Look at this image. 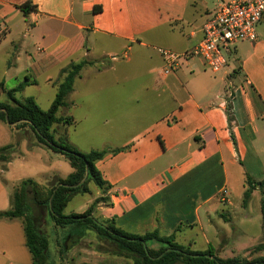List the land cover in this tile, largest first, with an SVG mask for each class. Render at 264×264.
<instances>
[{
	"label": "crops",
	"instance_id": "0c3cea01",
	"mask_svg": "<svg viewBox=\"0 0 264 264\" xmlns=\"http://www.w3.org/2000/svg\"><path fill=\"white\" fill-rule=\"evenodd\" d=\"M220 1L224 0H0L3 87L12 80L27 81L26 85L42 82L55 85L56 93L65 74L62 69L86 61L59 109L85 103L91 115L93 100H115V109L101 126L128 131L121 142L105 140L95 149L107 150L95 161L107 187L88 182L93 183L91 193L73 195L88 197L66 214L82 213L104 197V202L93 205L92 215L99 221L112 220L126 232L142 234L157 228L161 235L174 233L175 241L194 250L221 239L227 242L224 234L218 241L222 232L214 218L219 215L234 225L228 209L218 211V193L230 180H238L243 193L246 176L255 182L264 178V17L255 26L256 39L236 42L217 72L192 57L163 75L157 52L158 47L178 52L193 47ZM24 2L33 6L27 13L20 7ZM131 63L141 66L143 73L118 74ZM135 82L141 96L129 91ZM122 101L142 102L145 107L125 111L118 108ZM65 117L70 121L52 125L54 137L64 136L82 152L92 150L68 138L76 121L73 115ZM7 125L0 120V147L15 144ZM22 129L32 140L28 137L29 149L24 141L16 144L5 170L0 169V211L8 209L21 180L51 184L72 172L64 155L38 143L28 126ZM225 206L233 205L229 201ZM49 223L60 239L65 228L54 227L50 218ZM261 228L259 242L264 241L262 218ZM196 236L201 240L197 246ZM71 237L65 247L71 264H132L98 253L99 240L89 230ZM259 256L264 250L248 259ZM30 261L22 219H0V264Z\"/></svg>",
	"mask_w": 264,
	"mask_h": 264
},
{
	"label": "trees",
	"instance_id": "16d2710c",
	"mask_svg": "<svg viewBox=\"0 0 264 264\" xmlns=\"http://www.w3.org/2000/svg\"><path fill=\"white\" fill-rule=\"evenodd\" d=\"M20 7L24 13H27L33 6H29V2H24ZM99 9L94 7V11ZM86 63V61L70 63L62 69L65 73L64 77L57 85L55 96L46 110L40 109L31 97H27L23 102L14 97L15 92L21 90L27 81L20 82L10 89H5L0 82V87L6 95L5 100L0 101V120L19 129L28 126L38 143L52 152L64 155L72 168V172L65 178H57L52 184H39L31 178L21 180L15 185L10 195L8 209L0 211V219H22L25 244L31 258L30 264H49L50 243L48 236L40 232L34 223L33 214L28 205L30 202L33 206L46 209L54 227L67 229L64 237L54 239L59 253L65 249V240L70 236L82 235L84 230H91L98 240L101 237L114 244V248L98 244L95 247L98 253L125 258L132 264H264V256L251 259L244 256L221 258L212 246L204 250L191 249L175 241L174 233L161 235L157 228L135 234L119 228L112 220L99 221L92 215V209L93 205L104 200V197L96 198L82 213H64V208L73 195L88 191V182L92 181L100 189L107 187L95 167V161L102 158L107 150L92 149L82 152L65 139H56L51 131L54 123L70 121V117H58L56 112L59 107L65 105V97L72 89L73 80ZM228 119H231L229 112ZM15 147V144L0 147L2 171L5 170L6 163L10 160ZM116 151L118 149H112V152ZM244 183L246 188L242 194L243 205L247 204L254 188L258 187L264 193V178L255 182L246 176ZM260 211L264 226V199L261 200ZM262 250H264V241L252 246L249 253L253 254Z\"/></svg>",
	"mask_w": 264,
	"mask_h": 264
},
{
	"label": "rangeland",
	"instance_id": "374dc122",
	"mask_svg": "<svg viewBox=\"0 0 264 264\" xmlns=\"http://www.w3.org/2000/svg\"><path fill=\"white\" fill-rule=\"evenodd\" d=\"M116 57L119 59L122 58L121 56ZM142 73L143 68L133 63L127 65L123 70H120L118 72V74H125L129 76L140 75ZM19 83L14 80L6 81L4 83V88L10 89V87H14ZM131 85L135 88H131L129 89V91L133 92L135 96H141L140 94H142L143 91L138 88L139 83L135 82ZM23 88L24 89L22 91L17 92L16 95H14L17 100L23 102L27 97H31L40 109L46 110L47 108H49L55 95V85L39 82L33 85H26ZM1 95V101L5 100V93L3 92ZM113 101L115 100H93L91 103V110L93 111L91 115L87 114L90 107L87 108L86 104L82 103L71 108L62 107L58 109V111L56 112V116L64 118L66 115H73L76 122L75 124L70 125L68 138L76 141L78 145L84 149H97V147H100L101 143L105 140L112 141L113 143L121 142L126 138L128 133V131H111L109 130L108 126H101V122L104 117L108 116L115 109V102ZM119 103L120 104L118 108H122L125 111L128 108L129 111H131L133 107L135 108V110H142L145 107L142 102H140V105H138V102H135V104L133 105L127 104V101H122ZM96 123L98 124L97 126H95ZM6 128L10 130L9 132L11 143H15L16 145L21 141H24V143L27 144L26 148L29 147L28 137L30 138V140H32L30 132L24 131V129L21 128H16L9 124ZM62 139H65L64 136H62ZM16 151L21 152V150L19 149H17ZM37 151V149H34L33 152L37 153ZM22 155L24 154L21 152L20 156ZM66 164L68 163L66 162ZM88 186L89 189L87 191V194H90V191H92L90 189V186H93V183H90ZM226 189L228 195L222 196V199L221 193L219 192L217 197L220 203L217 202L216 204L218 206V211H220L221 209H228L230 216L232 217V224L234 226H231L228 222H225V218L219 215L216 216L214 218V222L219 227L220 232H222L221 235L218 236V241L223 237L222 234H224L227 238V242L221 243V239L216 244L213 242L211 243V245L215 249L217 255L221 258L231 256H244L248 258L251 256V254L249 253V249L252 246L256 245V243H258L262 237L263 229L261 228L262 216L260 211V204L261 200L264 199V193H262L259 188L258 191L254 190L253 192H251L247 204L243 205L241 201L243 193L240 192L241 187L238 180H230ZM87 197L88 196L86 194L73 196L68 202L67 207L65 208V213L71 211L79 202H82V200H85V198ZM104 201L105 199H102L98 201V203ZM229 201L233 206H225V204H228ZM28 205L30 207L31 213L33 214L35 225L37 226L39 231L47 235L49 240L51 241L49 245V264H71L68 255L66 254V249H64L62 253L58 252V245H56L54 241L55 235H57V233L50 227L49 217L46 209H44L43 207L33 206L31 202ZM16 220L19 221L20 218H16ZM66 231L67 229H65V232ZM89 233L94 234L91 230H89ZM94 236L96 237L95 234ZM62 237L64 236H61V238ZM69 238L71 239L73 237L70 236ZM194 240L196 241V246L201 242L200 238L197 236L194 238ZM69 243L70 241L68 242L66 240L64 243V248L70 245ZM100 243L104 247L108 246L110 248H114L113 242L105 238L100 237L98 244ZM221 248L223 250H221Z\"/></svg>",
	"mask_w": 264,
	"mask_h": 264
},
{
	"label": "built area",
	"instance_id": "2783aa9c",
	"mask_svg": "<svg viewBox=\"0 0 264 264\" xmlns=\"http://www.w3.org/2000/svg\"><path fill=\"white\" fill-rule=\"evenodd\" d=\"M263 17L264 0L220 1L212 17L203 23L202 38L193 47L182 52L157 48L163 60L161 73H173L183 60L192 57L202 59L212 72L221 70L236 42L256 39L255 26ZM220 193L221 198L228 195L226 188Z\"/></svg>",
	"mask_w": 264,
	"mask_h": 264
}]
</instances>
